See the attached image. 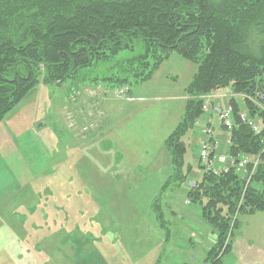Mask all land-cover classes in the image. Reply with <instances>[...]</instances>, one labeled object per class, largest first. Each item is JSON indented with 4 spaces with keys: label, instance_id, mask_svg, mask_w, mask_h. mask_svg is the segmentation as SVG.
I'll return each mask as SVG.
<instances>
[{
    "label": "trees",
    "instance_id": "trees-1",
    "mask_svg": "<svg viewBox=\"0 0 264 264\" xmlns=\"http://www.w3.org/2000/svg\"><path fill=\"white\" fill-rule=\"evenodd\" d=\"M172 53L191 62L195 72L185 88L180 121L163 141L167 170L155 176L144 171L143 185L159 179L152 182V193L143 192L138 211L152 218L167 242L170 222L163 192L187 187L186 207L215 236L203 264H221L231 251L238 216L264 211V100L257 97L264 84V0H0V121L38 83L75 80L94 62L120 54L114 64L118 72L103 82L127 86L123 90L128 94L129 87L149 81ZM222 90L233 111V126L228 135L223 126L217 123L219 134L210 124L206 135L198 124L202 96ZM240 112L261 121V131L254 133L241 122ZM195 127L198 144L205 136L210 146H218L209 159L217 154L250 158L248 183L232 166L226 172L206 170L197 151L199 174L185 165L182 138ZM228 136L230 144L225 143Z\"/></svg>",
    "mask_w": 264,
    "mask_h": 264
},
{
    "label": "rangeland",
    "instance_id": "rangeland-1",
    "mask_svg": "<svg viewBox=\"0 0 264 264\" xmlns=\"http://www.w3.org/2000/svg\"><path fill=\"white\" fill-rule=\"evenodd\" d=\"M120 57L122 54L110 58L108 61L94 62L89 68L81 70L75 80L69 79L61 84L38 83L30 97L22 99L10 114V118L16 115V119L22 117L26 120L30 119L32 115L37 117L36 124L43 125L42 132L50 138L52 145L58 140L57 158L60 162H64L55 175L53 171L51 172L52 176L41 177L43 182L50 178L53 183H43L42 188L47 187L48 190L56 191L53 199H45L43 197L46 192L45 189H42L43 214L40 216L42 223L38 221L39 215L29 217L37 225L39 224L38 226H43L42 235L44 238L50 239V235L56 234L55 229L59 227L58 240L64 237V242L61 238L64 245H60V250L53 253L54 246L48 247L44 243L46 246L34 249L29 244L26 264H73L74 258L71 257L69 248L71 243L66 241L69 240L67 230L73 231L76 226L81 227L78 231L74 229V232L83 234L78 238H89V234L91 235L89 238L91 242L85 248L90 251V255L85 262L77 264H119V261H113L114 257H110L108 253L115 254L117 250L116 247L112 248L107 244L112 239L117 244L119 241H123L126 246L123 247V250L127 253H124L125 255L120 258V261H123L120 264H203L204 251L209 242H214L215 236L211 234L208 226L201 224V220L193 208L186 207L184 198L187 187L170 188L163 192V199L162 197L161 199L165 205V219L170 222L168 226L170 229L167 234L169 237L167 242L161 240L160 232L155 229L156 226H151L152 218L137 212L138 207L142 206L144 202L143 192L152 193V182L158 180L159 177L151 178L150 182L143 185L136 177L133 179L129 169L128 173L131 175L127 180L126 176L122 174L120 176L122 178L115 181L113 175L119 170L117 168L116 171L110 167L108 160L111 159L114 151H110L106 155L100 154L98 142L102 140V137L99 131H111L114 129L115 122L119 120V116L132 109L125 105L126 102L122 99L124 98L122 89L127 86L111 87L103 82V78L111 72H118L114 64H119ZM119 73L121 74V72ZM105 89L108 94L107 99L110 98L106 103L102 102L104 98L101 99L104 97L103 90ZM135 90L134 87L132 92L135 93ZM139 95L141 94L139 93ZM137 99L142 100L143 98L139 96ZM147 101L154 102L149 98ZM105 104L110 105L107 107ZM104 116L110 118L106 123H103L102 117ZM68 117L71 119L70 125ZM166 120L167 118H165ZM215 123L217 124V122ZM197 131L198 127L190 129L182 138L186 144L185 165H191L196 175L199 174L196 173L199 169L194 159L198 148ZM124 141L122 145L129 144L127 140ZM88 148L89 150H87ZM152 154L156 159L150 161H153L150 166L151 171H166L163 155L153 152ZM120 156L122 157V154ZM51 161L53 163L54 160ZM41 167H45V164H42ZM35 170L39 171L40 169ZM69 176L73 178L70 184L66 182ZM38 184L37 182V186ZM66 194L69 195L67 200ZM55 204L62 207L63 210H56L57 213H55L53 208ZM138 214H142V216H136ZM141 217L151 220L143 225L141 219L136 222L137 218ZM44 222L47 224L43 225ZM139 224L145 227L139 228L140 230L137 231L126 227L139 226ZM116 226L121 227L117 233L115 232ZM106 229L109 230L105 231ZM233 242L237 261L234 262L230 256H225L221 264H264V211L240 214L232 244ZM104 244H106L105 247ZM131 252L136 256H131ZM57 255L59 257H56ZM37 257H39L38 263H33L31 260ZM63 257L65 260L68 258V261H62ZM105 258L109 260H105Z\"/></svg>",
    "mask_w": 264,
    "mask_h": 264
},
{
    "label": "crops",
    "instance_id": "crops-1",
    "mask_svg": "<svg viewBox=\"0 0 264 264\" xmlns=\"http://www.w3.org/2000/svg\"><path fill=\"white\" fill-rule=\"evenodd\" d=\"M194 72L195 66L191 62L176 53H172L160 64L149 81L134 86L136 89L135 93L132 92L134 87H129L128 95L134 97V100L127 101L124 98L122 99L129 103L124 104L132 109L126 114L119 116V120L115 122L114 129L109 130V132L108 130L99 131L102 137V140L98 142L100 154L106 155L108 152L114 151L111 159H108L110 162V165H108L116 169V171L117 168L119 170L113 175L115 181L119 180L118 178H122L120 177L122 174L126 176L127 180L129 175H131L128 173L129 169L133 179L136 177L140 182H142L144 171L149 173V176L160 175V171L152 172L150 169L153 162H150L151 159H156L152 152L157 153V155L160 153L163 155V164L167 169L169 157L164 149L163 141L180 121L187 99L185 88ZM103 92L105 94L101 99L104 98L102 102L106 103L110 98L107 99L106 89ZM214 93H222V91H215ZM139 96L143 99L138 100L137 97ZM146 98L147 100L148 98L153 99L154 102L147 101ZM136 104L138 106L135 107ZM105 105L108 107L110 104ZM11 112L12 110L0 121V264H26L29 244L34 249L46 245L48 247L54 246L53 253L56 250H60V245H64V237H61L63 242L61 238L58 240L59 227L54 228L56 234L52 233L50 239L44 238L42 235L43 226H38L39 224L37 225L33 219L29 218L39 215L38 221L42 223L40 216L43 214V201L41 200L43 198L53 199L56 191L48 190L47 187L42 188L43 183H53L48 177H46L48 180L43 182L41 177H50L53 171L55 175L59 168L64 165V162H60L57 158L59 153L58 140L52 145L50 138L42 132L43 125L36 124L38 122L37 117L32 115L30 119L27 118L25 120L22 117L16 119L17 117L14 114L15 116L10 118ZM102 118L104 119L103 123L110 119L106 116ZM165 118H167L166 121ZM206 120L216 128L219 134L222 133L217 127L214 118L209 117ZM108 124H110L109 121ZM199 136L197 132V140ZM124 140H127L129 144L122 145L125 142ZM124 150L127 153L126 155ZM120 154H122V157ZM52 159L54 160L53 163ZM42 164H45V167H41ZM37 168L40 170L36 171L35 169ZM153 168L155 167L153 166ZM71 181H73V178L69 176L66 182L70 184ZM37 182L39 183L38 186ZM42 189H45L46 192L43 198L41 196L43 195ZM65 197L66 200L69 199L68 194ZM53 208L55 213H57L56 210H63L57 204L53 205ZM137 212L139 213L138 210ZM136 216L140 217L142 214ZM140 219L143 221V225L150 221L149 218L141 217L137 218L136 222L140 221ZM46 224V222L43 223V225ZM80 227L76 226L74 228L73 226L76 231ZM126 227L137 231L145 226H140L139 224V226ZM74 229L73 231L67 230L69 240L66 242L71 243L69 248L71 249V257L74 258L72 261H74L73 264H77L85 262L90 255V251L85 248L91 242L89 240L91 235L89 234V238H78L82 237L83 234L74 232ZM107 230L109 229L105 231ZM118 230H121L120 226L115 227L116 233ZM159 236L161 235L159 234ZM107 244L117 249L115 254L107 251L110 257H114L113 261H119V264L122 263L123 261H120V258L125 255L124 253H127V251L123 250V247H126L125 243L119 241L117 244L112 239ZM105 246L106 244H104ZM234 246L233 242L231 251L227 256H230L235 262L237 261L235 256L237 253ZM78 248L80 249L78 250ZM112 248L108 249L111 250ZM131 253V256H136L135 253ZM49 257H51L50 254ZM56 257L59 256L57 255ZM105 260L109 259L105 258ZM31 261L38 263L39 257ZM62 261H68V258Z\"/></svg>",
    "mask_w": 264,
    "mask_h": 264
},
{
    "label": "built area",
    "instance_id": "built-area-1",
    "mask_svg": "<svg viewBox=\"0 0 264 264\" xmlns=\"http://www.w3.org/2000/svg\"><path fill=\"white\" fill-rule=\"evenodd\" d=\"M220 98V102L216 98ZM257 97L259 100H264V84L262 89L257 93ZM256 98V97H255ZM203 103L201 105V110L203 113V119L198 120V124H202L204 128L202 129V132L206 135L211 132V128L206 127L209 124L208 121H205L209 117L215 118L217 123L220 126H223L225 128L224 133L229 135V130L233 126V119H232V108L229 105L228 99L226 98V95H216L213 93L206 94L202 96ZM238 117L241 122L247 124L254 133H259L262 128V123L259 120H253L247 116L246 112H240L238 114ZM206 118V119H205ZM204 122V123H203ZM226 144H230V137L228 136L225 141ZM215 144V143H214ZM214 144L209 145L207 142V138H204L200 140V143L198 145L197 149V157L200 159L202 163L205 164L206 170H212L214 173L219 172H226L229 167H234L236 171L243 172L246 176V182L248 183L249 179L251 178V173L248 174L246 171V167L248 163L251 161L249 157L247 156H241V157H233L226 154H217V159H209V154L216 150L218 146H214ZM215 147V149H214ZM264 150V147H263ZM214 153V151H213ZM215 161H218L220 165H214ZM258 160H254L253 167L257 164Z\"/></svg>",
    "mask_w": 264,
    "mask_h": 264
}]
</instances>
